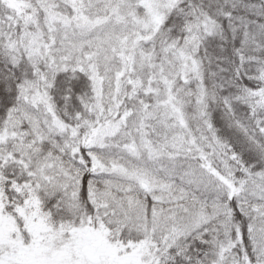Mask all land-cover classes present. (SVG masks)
<instances>
[{
  "label": "snow or ice",
  "instance_id": "obj_1",
  "mask_svg": "<svg viewBox=\"0 0 264 264\" xmlns=\"http://www.w3.org/2000/svg\"><path fill=\"white\" fill-rule=\"evenodd\" d=\"M0 264H264V0H0Z\"/></svg>",
  "mask_w": 264,
  "mask_h": 264
}]
</instances>
